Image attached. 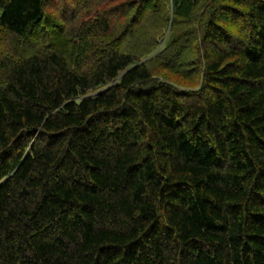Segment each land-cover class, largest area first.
Here are the masks:
<instances>
[{
	"label": "trees",
	"instance_id": "16d2710c",
	"mask_svg": "<svg viewBox=\"0 0 264 264\" xmlns=\"http://www.w3.org/2000/svg\"><path fill=\"white\" fill-rule=\"evenodd\" d=\"M0 264H264V0H0Z\"/></svg>",
	"mask_w": 264,
	"mask_h": 264
},
{
	"label": "rangeland",
	"instance_id": "374dc122",
	"mask_svg": "<svg viewBox=\"0 0 264 264\" xmlns=\"http://www.w3.org/2000/svg\"><path fill=\"white\" fill-rule=\"evenodd\" d=\"M50 7H51V3L48 4V8L49 9H50ZM179 88H181L182 90H186L187 89V87H179Z\"/></svg>",
	"mask_w": 264,
	"mask_h": 264
},
{
	"label": "water",
	"instance_id": "95a60500",
	"mask_svg": "<svg viewBox=\"0 0 264 264\" xmlns=\"http://www.w3.org/2000/svg\"><path fill=\"white\" fill-rule=\"evenodd\" d=\"M181 92H183V90H181Z\"/></svg>",
	"mask_w": 264,
	"mask_h": 264
}]
</instances>
